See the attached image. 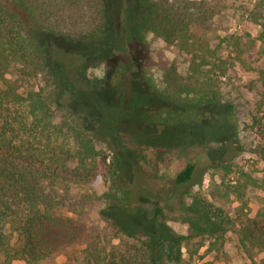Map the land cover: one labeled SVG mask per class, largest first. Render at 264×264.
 I'll return each instance as SVG.
<instances>
[{
  "label": "trees",
  "instance_id": "16d2710c",
  "mask_svg": "<svg viewBox=\"0 0 264 264\" xmlns=\"http://www.w3.org/2000/svg\"><path fill=\"white\" fill-rule=\"evenodd\" d=\"M136 1L141 10L139 33H151L191 54L194 74L193 87L162 92L166 103L146 110L143 117L166 125L192 123L204 105L222 103L220 79L229 73L230 59L219 57L222 43L230 44L229 40L213 43L201 33L214 17L215 5L208 0ZM108 26V0H0V264H45L51 250L40 237L43 225H69L71 213L87 215L97 200L107 205L99 214L126 237L125 242L91 238L82 254L72 251L74 264L181 263L183 245L197 234H165L157 226L160 219L166 221V207L175 209L176 203L199 221L217 224L208 251L224 241L218 233L231 219L202 192L191 194L193 163L174 179V191L183 188L175 204L174 192L169 197L158 192L147 207L128 204L134 189L109 187L98 195H81L66 183L89 180L108 167V155L98 148L87 118L70 104L80 84L95 87L101 82L86 73L109 60L103 42ZM44 35L68 46L59 53L61 64L43 42ZM241 40L235 37L231 44L232 62L251 68L247 61L254 55L253 45ZM245 176L228 188V194L242 202V209L248 205V189L259 186L258 180ZM190 195L192 200L185 205ZM129 215L145 219L148 228L125 222ZM245 221L243 245L252 240L264 252V218Z\"/></svg>",
  "mask_w": 264,
  "mask_h": 264
},
{
  "label": "rangeland",
  "instance_id": "374dc122",
  "mask_svg": "<svg viewBox=\"0 0 264 264\" xmlns=\"http://www.w3.org/2000/svg\"><path fill=\"white\" fill-rule=\"evenodd\" d=\"M208 1L216 13L201 32L204 40L218 43L226 38L230 42H223L219 52L221 59H230L229 73L220 79L223 101L204 105L192 123L166 125L147 121L143 113L166 103L162 92L194 86L191 54L151 33H139L141 10L136 0H108L109 26L103 42L110 57L105 77L95 87L80 84L77 97L70 102L87 118L98 148L108 155V167L89 180L68 179L66 183L81 195H98L109 187L134 189L128 204L147 207L158 192L165 197L174 192L171 202L175 204L183 188L175 192L174 179L193 163L191 194L202 192L231 221L223 232L219 230L224 241L208 251L217 224L199 221L178 203L175 209L166 207V221L160 219L158 228L165 234H197L183 245L181 263L167 260V264H264V252L255 241L248 240V245L241 241L245 220L264 218V0ZM235 37L253 45L254 55L247 61L251 68L232 62ZM43 42L61 64L59 53L64 54L68 46L49 35L43 36ZM245 174L258 180L259 186L248 189V205L242 209V202L228 194V188L244 181ZM191 200V195L186 197L185 205ZM105 206L97 200L87 215L71 213L69 225H43L40 237L51 250L45 264H74L72 251L82 254L91 238L125 242L126 237L99 214ZM143 220L132 215L125 218L127 223L148 228Z\"/></svg>",
  "mask_w": 264,
  "mask_h": 264
},
{
  "label": "clouds",
  "instance_id": "9594fccd",
  "mask_svg": "<svg viewBox=\"0 0 264 264\" xmlns=\"http://www.w3.org/2000/svg\"><path fill=\"white\" fill-rule=\"evenodd\" d=\"M148 39H151L149 36ZM169 57L171 58V54H168ZM87 76L89 79H92L93 77L96 79L103 80L106 74V69L105 65L101 63L99 66H92L87 69Z\"/></svg>",
  "mask_w": 264,
  "mask_h": 264
},
{
  "label": "flooded vegetation",
  "instance_id": "af4514ba",
  "mask_svg": "<svg viewBox=\"0 0 264 264\" xmlns=\"http://www.w3.org/2000/svg\"><path fill=\"white\" fill-rule=\"evenodd\" d=\"M98 85V84H97Z\"/></svg>",
  "mask_w": 264,
  "mask_h": 264
}]
</instances>
